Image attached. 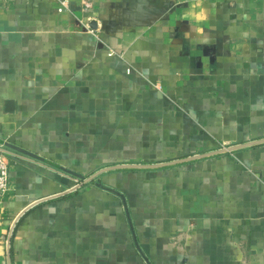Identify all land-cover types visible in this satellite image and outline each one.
I'll list each match as a JSON object with an SVG mask.
<instances>
[{"label":"crops","instance_id":"obj_1","mask_svg":"<svg viewBox=\"0 0 264 264\" xmlns=\"http://www.w3.org/2000/svg\"><path fill=\"white\" fill-rule=\"evenodd\" d=\"M61 1L0 0V264L68 190L11 264H264V143L82 183L264 139V0Z\"/></svg>","mask_w":264,"mask_h":264},{"label":"water","instance_id":"obj_2","mask_svg":"<svg viewBox=\"0 0 264 264\" xmlns=\"http://www.w3.org/2000/svg\"><path fill=\"white\" fill-rule=\"evenodd\" d=\"M92 25L95 27V23L92 24ZM259 143H264V139L258 140V141H255V142L246 143V144H239V145L231 146V147L224 148V149H221V150H217V151H214V152H209V153L200 154V155H196V156H192V157H188V158H183V159H180V160L168 161V162H163V163H157V164H117V165H113V166H108V167H105V168H102V169L98 170L97 172H95L90 177L84 178L82 183L90 182L94 178H96V177H98V176H100V175H102L104 173H107V172H110V171H113V170H117V169H137V168L151 169V168L166 167V166H170V165H173V164L182 163V162L190 161V160L201 158V157H205V156H211V155H216V154H220V153L230 152V151H233V150H236V149H239V148H244V147L252 146V145H255V144H259ZM78 186L80 187L81 183L78 184L77 186L73 187L72 190L77 189ZM69 191H71V190H68V191H66L64 193H61V194H58V195H55V196H52V197H49V198H44V199L38 200V201L32 203L31 205H29L17 217V219L15 220L13 226L10 229L9 236H8V241H7V255H8L9 264H11L12 235H13L14 228H15L17 222L19 221V219L26 213V211H28L30 208L34 207L35 205H38V204H40L42 202H45L47 200H50L52 198H56V197H59L61 195L67 194V193H69Z\"/></svg>","mask_w":264,"mask_h":264},{"label":"built area","instance_id":"obj_3","mask_svg":"<svg viewBox=\"0 0 264 264\" xmlns=\"http://www.w3.org/2000/svg\"><path fill=\"white\" fill-rule=\"evenodd\" d=\"M70 10V2L69 0H62L60 2V7L58 8L59 12H65ZM87 29L92 34H95V31L86 26ZM109 55H112L111 51ZM9 189V161L7 157V153L5 150L4 144H0V196L5 194Z\"/></svg>","mask_w":264,"mask_h":264}]
</instances>
